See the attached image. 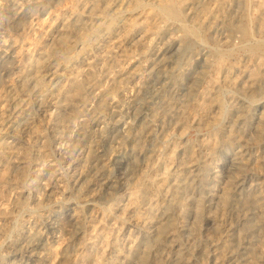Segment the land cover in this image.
Segmentation results:
<instances>
[{
	"label": "rangeland",
	"instance_id": "obj_1",
	"mask_svg": "<svg viewBox=\"0 0 264 264\" xmlns=\"http://www.w3.org/2000/svg\"><path fill=\"white\" fill-rule=\"evenodd\" d=\"M0 264H264V0H0Z\"/></svg>",
	"mask_w": 264,
	"mask_h": 264
},
{
	"label": "bare ground",
	"instance_id": "obj_2",
	"mask_svg": "<svg viewBox=\"0 0 264 264\" xmlns=\"http://www.w3.org/2000/svg\"><path fill=\"white\" fill-rule=\"evenodd\" d=\"M47 20V19H46ZM52 20H53V18H52ZM42 22V21H41ZM47 22V21H46ZM46 22H43V25H45L46 24ZM49 22H51V21H49ZM49 22H48V25H49ZM39 25V24H38ZM48 25L46 26V27H48ZM39 29V28H38ZM194 159V158H193ZM184 162V161H183Z\"/></svg>",
	"mask_w": 264,
	"mask_h": 264
}]
</instances>
